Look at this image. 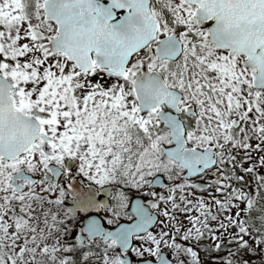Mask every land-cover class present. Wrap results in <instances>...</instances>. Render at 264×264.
I'll use <instances>...</instances> for the list:
<instances>
[{
	"label": "snow or ice",
	"instance_id": "1",
	"mask_svg": "<svg viewBox=\"0 0 264 264\" xmlns=\"http://www.w3.org/2000/svg\"><path fill=\"white\" fill-rule=\"evenodd\" d=\"M0 264H264V0H0Z\"/></svg>",
	"mask_w": 264,
	"mask_h": 264
}]
</instances>
